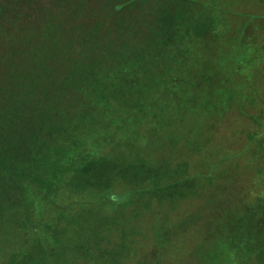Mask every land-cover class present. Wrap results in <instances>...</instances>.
Wrapping results in <instances>:
<instances>
[{"label":"trees","instance_id":"trees-1","mask_svg":"<svg viewBox=\"0 0 264 264\" xmlns=\"http://www.w3.org/2000/svg\"><path fill=\"white\" fill-rule=\"evenodd\" d=\"M256 2L264 7V0H0V264H62L70 252L92 256L95 250L83 241L74 246L72 235L91 237L115 222L111 206L135 192L116 194V183L136 176L144 184L162 173L149 170L147 150L164 139V128H156L169 116L170 128L175 123L174 108L197 118L196 104L184 101L238 98L234 83L224 84L225 98L215 90H224L225 75L246 76L238 65L261 58L248 19H264L263 11L248 12ZM234 29L238 37L226 42ZM254 91H245L252 102ZM186 182L155 181L136 192L183 196L179 189L192 185ZM245 206L238 208L243 224L226 223L234 212L221 214L212 255L200 264H264L256 234H244L253 219ZM79 221L88 225L73 230ZM202 233L194 252L212 234ZM158 235L164 255L176 251L172 243L185 245L168 228ZM120 246L127 247L126 234Z\"/></svg>","mask_w":264,"mask_h":264},{"label":"rangeland","instance_id":"rangeland-1","mask_svg":"<svg viewBox=\"0 0 264 264\" xmlns=\"http://www.w3.org/2000/svg\"><path fill=\"white\" fill-rule=\"evenodd\" d=\"M260 5L256 2L249 6L248 12L252 14L264 12V7ZM261 18L263 17L248 18L252 21L250 28L254 32L253 41L255 44L257 42V45L262 43L260 49L254 48L259 58L261 56L260 60L253 63L254 65L250 63L238 65L237 69L244 67L246 76L227 78L225 75L222 78L224 90L218 87L215 90V96L219 97L221 91V97L225 98L227 94L225 85L229 88L234 83L239 90L236 95L238 98L218 99L201 104H197L198 99H194L195 102L184 101L182 106L196 104L197 118L186 112L181 114L180 107L177 106L179 101L176 100L174 103L177 107L174 109L179 108V111L171 113V116L176 118L175 125L170 128L169 116L164 127L161 125L156 128V130L164 128L161 133L164 139L157 141L156 145L147 150L146 165L149 170L156 172L163 168L162 173L150 181L146 180L147 183L144 184L135 179L136 176L127 183L124 181L116 183L114 190L116 194L128 190L135 192L132 193L134 196L132 200L129 194H123L122 199L111 206L116 211L111 213V219L115 218V222H111V225H107L106 222L107 226H103V230L106 231L95 232L91 237L83 235L76 239V236L72 235L75 238L72 244L76 246L75 243L79 241L89 244L95 250L92 256L98 261L94 262L92 256L86 253L77 255L70 252L65 256L67 261L62 264H103L106 259L113 260L116 257L119 259L122 256L126 258V255L131 257V264H154L158 257L159 264H178L182 260L184 264H200L203 258L212 255L213 246L210 240H213L216 229L221 230V214L234 212L226 223H244L238 214L241 203L245 204V207L248 205L253 211L251 216L253 219L244 224L246 228L244 234L255 233L252 241L260 243L264 249V33L257 29L264 27V19ZM236 37L238 34L234 29L223 38L229 42ZM203 63L199 61L197 66ZM208 78H211L210 74ZM148 82L150 83V80ZM253 88L255 98L252 102L250 96L245 97V91ZM197 96L199 95L196 94L195 98ZM181 103L182 101L180 106ZM145 127L147 130L152 129L151 125L146 124ZM203 153L205 155H202ZM164 159L167 161H163ZM182 179L187 181L186 184L192 182L191 188L186 185L179 189L184 193L183 196L169 197L167 193H162L161 196L159 190L153 192L151 196L136 192L137 188L155 181L164 187L165 184L172 185ZM134 181H137V184ZM148 205H151V208ZM111 207L109 211H112ZM213 215L217 216L216 221ZM192 217L197 219L190 220ZM197 220H201V223ZM209 223L212 228L208 226ZM87 225L86 221H79L72 229L77 231ZM93 227L99 228L97 225ZM164 227L170 229L172 237L175 236L177 239L180 236L181 240L183 236L182 240L186 239L185 245L179 241L176 244L172 243L176 251L168 250L166 256L157 245L158 240L161 241L164 237H160L158 232ZM202 231L208 232L207 234L211 232V237L203 241L204 245L201 242L198 247H194V252L191 249L192 242L202 236ZM124 234L126 248L120 246ZM82 246L83 244L79 245Z\"/></svg>","mask_w":264,"mask_h":264}]
</instances>
